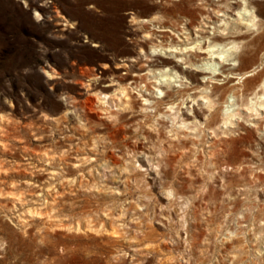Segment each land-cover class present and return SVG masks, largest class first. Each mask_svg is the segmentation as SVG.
I'll use <instances>...</instances> for the list:
<instances>
[{"label":"rangeland","instance_id":"374dc122","mask_svg":"<svg viewBox=\"0 0 264 264\" xmlns=\"http://www.w3.org/2000/svg\"><path fill=\"white\" fill-rule=\"evenodd\" d=\"M234 1L0 0V264H264L260 131L223 148L180 123L207 116L180 60L223 49L205 31L238 24ZM176 56L180 82L157 62ZM109 76L98 94L89 79ZM158 83L175 89L176 118L144 110Z\"/></svg>","mask_w":264,"mask_h":264},{"label":"bare ground","instance_id":"6f19581e","mask_svg":"<svg viewBox=\"0 0 264 264\" xmlns=\"http://www.w3.org/2000/svg\"><path fill=\"white\" fill-rule=\"evenodd\" d=\"M236 1H234V3ZM253 1L254 0H246V5L242 7L243 11L246 12L243 13V16L236 25L234 24L233 26L223 27L221 25H213V23L208 25L206 24L211 29V31H205L208 33V35L211 34V36L206 37H210L212 39L206 45V47L214 48L215 46L223 45V49H211L209 50L210 52L204 51L203 49H205V47H198L200 50L197 49L196 52L200 54H206L204 55V58L207 60V63L199 64L189 61L183 62L184 59L181 56H176L177 59L163 57L164 59L162 61H157L160 62V65L163 67V69L169 68V75L176 76L175 82H180L181 80H177L178 76L176 75V72L178 70L182 74L181 78H185L184 75L186 71L183 69L182 65L179 64V58H182L180 60L181 63L186 64V67L189 69L188 72L193 71L194 73H198L200 75L198 78H193L194 81L192 80V83H190V88L194 89L195 93H200V100L204 102L203 106L206 108L207 116L204 118V121H202V124L200 123L199 125L197 123L200 128H202L200 130L198 129L197 125L190 127L189 124L185 122V119L180 117V123L182 125L181 128L182 130H184V128H192L188 132H192L196 137L201 136L205 130H209V132L212 131L215 136H218L219 144L223 148L231 146L236 141H247L249 138H251L253 130L260 131V142L264 144V12H262L259 8V5ZM218 5L220 4L218 3ZM212 10L217 15H222L220 14L221 10ZM145 21L149 22L154 20L144 19L142 22ZM218 21L223 22L225 20L218 19ZM161 30L166 29L161 28ZM243 32L247 33L248 35L241 37ZM230 38L234 39L223 44L224 41L229 40ZM229 44L232 45L230 48L235 49L232 51V54H230V57L232 56V58H222L223 52L227 51L226 48ZM157 60L159 59L157 58ZM224 60H230L234 62L225 63ZM123 61L128 69L133 67L130 58L123 59ZM200 62H203V60ZM217 69L219 72H217ZM134 76H138V74H135ZM109 77L110 78L107 79L109 82L108 85H96V77L90 78L89 81L91 84H93V88H96V90L99 91L98 94L102 95V93H106V90L109 87L117 84V80H115V78L111 76ZM241 79V82L234 83L235 81H240ZM136 80L134 79L130 82L133 84L134 88L138 87V84H135ZM142 80L144 81V79ZM218 80H223V82L220 83V85H217L215 83ZM211 83H214V89L209 87ZM123 88L124 91H126L125 86ZM156 88V90H164L162 97H155V95L152 93L140 94L142 100H144V110L152 111L155 115L162 116L173 113V118H176L178 113L177 110H174V107L176 106H174L175 103H173L175 100L174 97L176 95V91L173 86L170 84L164 85L162 83H158ZM214 90H216L217 93L214 92ZM130 91H133V89L130 88L127 91V100L126 102L120 104V106L122 105L124 107V103H126L129 104L128 108L132 109L133 105L131 103L132 96L130 95ZM230 97L233 98L232 101H229ZM188 98L189 96L186 95L185 99ZM197 98H199L198 95ZM180 100H182V104H184V96H181ZM160 105H164V112L159 109ZM108 114L111 116L115 113L109 112ZM184 114L189 115L187 112H184ZM204 141L205 144L207 142L209 143L207 140ZM204 141H202V143ZM1 142L2 140L0 143ZM22 220L26 221V219ZM64 225L65 224L60 223L57 228H64L66 226ZM100 225L102 226V223ZM76 229L81 230L78 227V224ZM91 229L93 228L91 227Z\"/></svg>","mask_w":264,"mask_h":264}]
</instances>
